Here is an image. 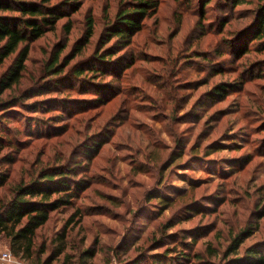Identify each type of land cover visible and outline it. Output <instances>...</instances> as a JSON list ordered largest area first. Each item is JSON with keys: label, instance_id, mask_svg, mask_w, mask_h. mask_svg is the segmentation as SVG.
<instances>
[{"label": "rangeland", "instance_id": "rangeland-1", "mask_svg": "<svg viewBox=\"0 0 264 264\" xmlns=\"http://www.w3.org/2000/svg\"><path fill=\"white\" fill-rule=\"evenodd\" d=\"M130 1L134 0H85L68 17L70 34L61 30L68 18L61 19L54 32L31 44L19 85L1 96L17 97L36 86L43 90L24 104L44 101L35 111L12 107L0 123L10 140H26L17 151L3 150L14 158L4 166L8 180L15 185L66 162L83 180L71 205L51 212L37 231L36 250L46 247L40 262L54 254L60 246L56 238L64 234L66 252L74 255L91 246L99 252L96 264H125L142 257L139 264H148L154 256L166 254L171 262H165L171 264H225L221 257L230 232L254 228L258 221L240 252L264 242V217L257 219L264 204V75H257L261 66L246 71L264 55L252 53L221 70L212 66L224 58L215 52L223 51L228 30L247 22L241 16L251 6L229 14L212 0L206 6L208 19L202 22L212 21L216 14L228 22L222 30L215 23L200 35V5L193 0H159L155 14L132 37L123 65L92 77L96 69L90 66L99 68L93 61L98 36ZM88 14L94 31L85 44ZM74 43L80 52L71 57ZM62 46L59 61L73 58L64 73L73 65L85 70L79 78L55 85L56 79L44 73L45 64ZM204 53L210 54L209 62L200 55ZM13 57L3 62L0 74ZM224 81L230 82L225 95L210 98L212 86ZM233 82L238 86L230 87ZM28 128L32 135L25 133ZM93 138L99 145L83 156V146L91 145ZM232 141L237 145H230ZM205 152L208 155L200 159ZM0 193L7 194V186ZM156 193L160 198L151 199ZM165 224L170 227L162 232ZM158 240L163 245L155 248ZM209 244L219 256L196 258L207 253ZM2 252L11 254L0 240ZM183 253L187 260L173 258ZM13 258L14 264H32ZM60 259L61 255L50 264H60Z\"/></svg>", "mask_w": 264, "mask_h": 264}, {"label": "trees", "instance_id": "trees-1", "mask_svg": "<svg viewBox=\"0 0 264 264\" xmlns=\"http://www.w3.org/2000/svg\"><path fill=\"white\" fill-rule=\"evenodd\" d=\"M85 0H0V66L9 57L13 56L12 61L6 69L0 74V123L8 117L12 111V107L22 106L27 109H34L40 107L44 100L32 101L24 104V100L30 95H35L43 90V88L36 89V86L29 87L17 97L2 98V94L6 91H12L15 86H18L25 70V62L27 60L30 46L35 41L42 38L47 33H52L56 30L58 22L61 19H67L72 13L80 9L81 4ZM191 1V0H188ZM197 5H200V17L198 32L204 35L207 29H212L213 25L218 24L222 30L228 22L227 17L221 19L222 15H214L212 21L206 24L202 21L207 18L208 9L206 6L212 0H193ZM125 7L117 10L113 19L106 22L98 36V50L93 56L94 63H97L99 68L92 70L91 76L104 75L114 68H119L124 60L128 59L126 50L129 48L132 37L139 32L144 20L152 17L155 14L159 0H134L125 2ZM214 4L219 9H228L229 14H233L235 9L250 5L251 8L244 9L241 17L246 18L241 27L228 30V37L223 41L224 49L222 52H215L218 56H224L219 61L212 63L215 69H223L227 63L236 62L239 60L248 59L250 54L264 55V0H215ZM227 7V8H226ZM216 23V24H215ZM208 27V28H205ZM64 34H70L72 30L71 20L68 18L61 26ZM94 31V21L90 14L85 17V31L83 42L92 37ZM78 43H74L73 54L71 57L78 55L80 52ZM84 46V45H83ZM65 48L62 46L58 51H54L49 60L45 64V71L51 80L56 79L57 84H61L68 78H79L84 72L82 66L73 65L69 67L67 72L64 69L69 64L70 60L63 59L59 61V55ZM122 51V52H121ZM117 55L118 53H120ZM203 60L209 62L210 54H200ZM198 56V55H197ZM128 63H126V66ZM261 66V71L257 73L258 76L264 75V57L253 62L246 71L252 67ZM256 69V68H254ZM220 72V71H219ZM218 72V73H219ZM254 73V72H253ZM254 75V74H253ZM86 77H82V79ZM50 80V82H51ZM230 82H220L210 89V98L214 96H222L227 92V84ZM238 82H233L230 87L235 88ZM49 89V88H48ZM94 101H100V98H94ZM40 122H42L40 120ZM40 133L41 131H37ZM25 133H34L31 128ZM3 130H0V190L7 186L8 193H0V240L5 242V245L10 249L13 257L24 261H31L32 264H50L61 255L60 264H96L95 257L99 254L98 250L88 246L86 248H79L77 254H70L66 252V244H64V234L56 238V242L60 244L56 248L54 254L46 260L41 261L39 257L45 253V244H42L36 250L35 239L37 231L42 228L49 220V214L62 207L71 205L72 200L77 197V191L81 188L83 180L76 178V171L68 168L71 162L58 165L56 167L45 168L30 176L28 180L20 179L15 185H11L8 180V170L4 167L6 164L12 163L14 158L3 150L9 148L11 151H17L18 147L25 145L26 140H10L4 136ZM31 136L30 134H26ZM91 145L83 146L85 152L83 156L87 155L90 150H94L99 142L94 138L89 142ZM230 145L236 146L237 142H229ZM262 142L261 145H263ZM86 145V144H85ZM200 159H205L208 152L203 154ZM74 167H79L75 165ZM157 197L158 193L152 194L151 199ZM159 202H163L159 200ZM79 211L77 210V215ZM264 217V204L259 210L257 219ZM72 221V218L69 220ZM258 221L255 227H247L240 229L238 232L232 234L230 232L229 242L226 246L222 259L225 264H264V242L252 244L245 247L241 252L240 248L244 241L258 229ZM172 226V225H171ZM170 225H164L162 232H165ZM193 240V239H192ZM84 243L83 238L80 239V244ZM161 240L156 242L155 248L161 247L163 244ZM155 245V244H154ZM161 245V246H160ZM168 251L169 248H165ZM187 249V248H186ZM105 250V249H104ZM106 250H109L107 248ZM165 255L164 258L154 256L148 264H171V256ZM205 255L208 259L217 258L219 253L209 244L206 251L202 254H196V258L203 259ZM175 260H187L188 254H178L174 256ZM144 260L138 258L131 263L125 264H139ZM34 262V263H33ZM104 264H107L106 262ZM202 264H208L202 260Z\"/></svg>", "mask_w": 264, "mask_h": 264}, {"label": "built area", "instance_id": "built-area-1", "mask_svg": "<svg viewBox=\"0 0 264 264\" xmlns=\"http://www.w3.org/2000/svg\"><path fill=\"white\" fill-rule=\"evenodd\" d=\"M0 261L9 262L11 264L17 263V261L13 258V256L8 252H2L0 254Z\"/></svg>", "mask_w": 264, "mask_h": 264}, {"label": "crops", "instance_id": "crops-1", "mask_svg": "<svg viewBox=\"0 0 264 264\" xmlns=\"http://www.w3.org/2000/svg\"><path fill=\"white\" fill-rule=\"evenodd\" d=\"M0 264H11V263L0 261Z\"/></svg>", "mask_w": 264, "mask_h": 264}]
</instances>
